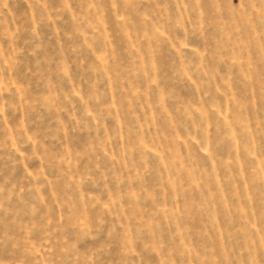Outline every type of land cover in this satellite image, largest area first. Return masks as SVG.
Instances as JSON below:
<instances>
[{"label": "rangeland", "instance_id": "1", "mask_svg": "<svg viewBox=\"0 0 264 264\" xmlns=\"http://www.w3.org/2000/svg\"><path fill=\"white\" fill-rule=\"evenodd\" d=\"M0 264H264V0H0Z\"/></svg>", "mask_w": 264, "mask_h": 264}]
</instances>
